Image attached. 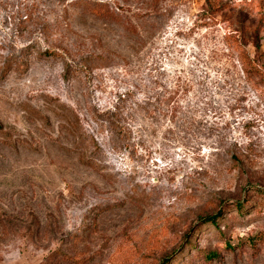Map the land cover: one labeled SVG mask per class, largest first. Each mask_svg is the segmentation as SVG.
Listing matches in <instances>:
<instances>
[{
    "label": "rangeland",
    "instance_id": "374dc122",
    "mask_svg": "<svg viewBox=\"0 0 264 264\" xmlns=\"http://www.w3.org/2000/svg\"><path fill=\"white\" fill-rule=\"evenodd\" d=\"M217 1L0 0V264H264V0Z\"/></svg>",
    "mask_w": 264,
    "mask_h": 264
},
{
    "label": "trees",
    "instance_id": "16d2710c",
    "mask_svg": "<svg viewBox=\"0 0 264 264\" xmlns=\"http://www.w3.org/2000/svg\"><path fill=\"white\" fill-rule=\"evenodd\" d=\"M208 5L210 6V9L214 12H217L218 10H222L224 8L219 6L217 0H208ZM92 11L99 14L101 12V9H97L96 7H94L92 8ZM225 39L228 43V48L230 52L238 59L243 70L246 73L253 74L259 72L257 66L252 62L242 38H239L236 34L231 33L226 35ZM237 207L239 208V210H241L242 205L238 203ZM219 214L220 213L218 212L206 217L204 220V224L210 223L211 225L216 226Z\"/></svg>",
    "mask_w": 264,
    "mask_h": 264
}]
</instances>
